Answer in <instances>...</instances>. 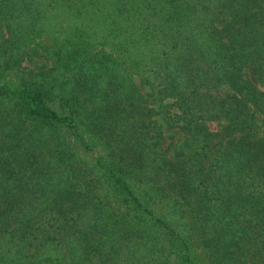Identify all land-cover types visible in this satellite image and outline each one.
Segmentation results:
<instances>
[{
    "label": "trees",
    "instance_id": "obj_1",
    "mask_svg": "<svg viewBox=\"0 0 264 264\" xmlns=\"http://www.w3.org/2000/svg\"><path fill=\"white\" fill-rule=\"evenodd\" d=\"M44 36L50 66L21 68ZM247 70L264 82V0H0V264H162L138 242L187 219L264 264V90ZM210 76L241 108L202 92ZM161 123L186 133L173 157Z\"/></svg>",
    "mask_w": 264,
    "mask_h": 264
},
{
    "label": "rangeland",
    "instance_id": "obj_2",
    "mask_svg": "<svg viewBox=\"0 0 264 264\" xmlns=\"http://www.w3.org/2000/svg\"><path fill=\"white\" fill-rule=\"evenodd\" d=\"M219 27L220 24L217 23ZM51 41L48 37H43L37 41L39 47H35L38 51L36 56H33L34 59L28 61V59H24L21 62V68L27 70H35L37 64L39 63H47L48 66L51 64V58L47 60L46 51L44 47L50 46ZM36 45V44H35ZM37 45V46H38ZM34 44H29V48L33 47ZM43 48V50L41 49ZM246 75L248 79L256 85L259 90H264V82L257 78V76L251 74L250 70H247ZM11 78L15 77V72H10ZM208 79V78H206ZM203 81L206 82V88H202V92L210 96L213 100L220 101L221 104L226 108H238L239 98L236 94L228 88V86L224 83L217 82V79H213L212 76L209 77L208 80H205L203 77ZM241 108V107H240ZM175 114L176 110L174 111ZM264 119V115L260 117ZM227 123L225 113H221L219 118L216 120H205L203 122L205 128L208 132L213 134H220L223 126ZM163 123H161L162 125ZM181 123H174L171 126L162 125L163 132V143L162 148L166 151L167 155L173 157L175 153H177L183 146L186 141V133L180 128ZM256 130L260 131L264 135V123L259 121L256 127ZM215 135V136H216ZM220 139L219 137H215L213 141V145L217 143ZM85 160L92 161L95 158L94 153H84L82 154ZM175 231L167 232L163 228H158L156 225V233L151 239L141 240V243L138 241H130L129 244L138 242L141 246L136 250L133 256H156L158 257L162 264H177L179 258L176 255L175 246L178 245L179 241L185 240L187 244V250L191 254V263L192 264H259L261 257L253 253L252 250L245 249H236L233 250L227 249L224 246L219 244V239L217 235L211 236L210 241L209 237L202 236L201 232L197 229L195 230L192 227L190 220H186L183 222H178L173 226ZM217 241V245L216 242ZM105 252L108 251V247L104 246ZM126 257L124 254L119 256V259ZM92 263H96L95 259H91ZM180 262V261H179ZM190 263V264H191ZM60 264H67L65 259H62Z\"/></svg>",
    "mask_w": 264,
    "mask_h": 264
}]
</instances>
